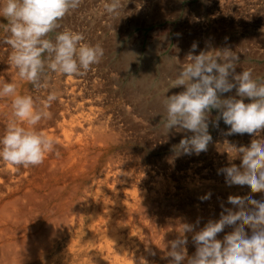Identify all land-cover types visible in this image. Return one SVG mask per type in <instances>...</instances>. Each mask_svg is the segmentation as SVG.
Returning <instances> with one entry per match:
<instances>
[{
    "label": "bare ground",
    "instance_id": "bare-ground-1",
    "mask_svg": "<svg viewBox=\"0 0 264 264\" xmlns=\"http://www.w3.org/2000/svg\"><path fill=\"white\" fill-rule=\"evenodd\" d=\"M96 5L98 3L93 6L96 7ZM98 12L100 13L101 11ZM75 17L77 18V15ZM99 18V16L96 18V28L100 26ZM115 22H117V19ZM104 25L103 23V27ZM6 27L7 21L3 17H0V37L5 36L6 33L8 34L5 30ZM111 28L113 29L114 27ZM93 29L92 31H96V29ZM104 31L107 33L105 29ZM85 33H88V31ZM113 35L115 36V34ZM93 37L95 36L93 35ZM1 44L3 43L1 42ZM1 44L0 83H18L19 94L33 97L38 107H42V102L52 92L57 94V99L47 109L51 113V118L41 120L35 126L37 131L42 132L55 141L53 152L47 155L44 162L37 166L24 167L22 165L13 166L0 160V264H170L171 258L167 257V251L169 250L171 241L185 235L188 240L186 245L187 251L192 246L195 247L192 241L194 233L184 234L182 231L183 224L195 225L199 219V225L195 228V231H199L209 220H217L211 217L201 226L205 216L207 217L208 214L209 217L211 213L215 216V214H219L218 212H222L224 208H230L234 211L238 210V208L228 203L230 195H226L227 197L224 196V200L217 201L215 199L216 205H214L218 207L217 209L201 211L200 205L192 208L187 202V211L182 214V207L178 205L181 201L179 202L176 198L178 194L177 185L172 184L171 177L165 171L167 166L165 167L164 164L152 166L149 155L145 154L146 156L143 161L138 155H133L130 152L131 149L128 150L125 144L127 142L126 139L129 138L127 131L132 126L135 129V121L139 116L138 111L141 112L146 107L144 105L145 102H143L146 91L143 88L136 91L137 88L134 90V87L131 85V92H129L120 83H115L119 88H114L116 93L119 91L118 93L122 94L125 91L128 99L130 98V104H132H129L130 106L123 105L121 112L117 111V107L107 106L108 102L106 103L105 98L107 96L105 86L107 85L104 86L103 82L93 79L94 77L89 78L90 80L93 79L90 81L87 78L88 76L86 77L84 74L77 75L76 77L72 76L68 80L66 79L67 82L65 81V83H62L59 80L60 78H58L53 84H43L40 88H36L29 82L19 81L17 70L9 64L7 60L9 55L7 56V50H2ZM124 60L126 61V59ZM108 69L105 72H108ZM96 72L95 74L98 75L99 73L97 74ZM109 72L108 76H110L111 80H117V75L119 74L114 73V70ZM105 74L103 73L104 79L108 77ZM99 79L101 78L99 77ZM161 79L163 78L161 77ZM118 80L120 81V79ZM49 81L52 82L53 80L49 79ZM138 82H140V79ZM161 83L163 82L161 81ZM106 84L109 83L107 82ZM136 85L139 86L140 84ZM142 86L144 87L145 84ZM159 88L161 89V86ZM122 95L124 96V94ZM162 96L160 94L158 99L162 100ZM149 98L147 99L149 100ZM161 100H157L158 103L160 101L161 104ZM154 103L156 102L154 101ZM119 105H122V103ZM162 105L159 107L162 108ZM11 111V98H0V137L4 135L7 124L12 119ZM150 113H152L151 110ZM141 114V119H144L146 114H144V111ZM137 123H140V121ZM149 132L148 134H150ZM134 133L137 134L136 132ZM143 133L145 134L144 131ZM147 135L145 136L147 137ZM138 136L137 138H139ZM152 136L150 137L153 140L151 141L153 144H156L157 140L164 141L166 138H169L168 136L165 138L164 131L161 128L155 135L152 134ZM230 137L232 138V135H226V139L231 140ZM214 141L212 142L214 143ZM244 142H247V138ZM250 144L251 142L246 144V147L250 146ZM148 146L145 145L146 151L149 148ZM224 149L222 150L223 152ZM161 156L159 155L160 160ZM169 158H172V156ZM191 158L193 159V156ZM155 162L153 163L155 164ZM175 162L173 163L176 164ZM216 166H220L219 163ZM195 168L181 174L183 183L187 182V185L184 187L185 191L192 186L199 185L200 182L203 183L202 179L204 176L198 175V170ZM223 181H225V177ZM203 185L207 186L208 183H204ZM234 196L245 197L240 193ZM248 196L256 200H264V193H251ZM215 200L213 201L215 202ZM175 204H177V207ZM223 236L224 232H221L217 235V239L222 240Z\"/></svg>",
    "mask_w": 264,
    "mask_h": 264
},
{
    "label": "clouds",
    "instance_id": "clouds-1",
    "mask_svg": "<svg viewBox=\"0 0 264 264\" xmlns=\"http://www.w3.org/2000/svg\"><path fill=\"white\" fill-rule=\"evenodd\" d=\"M81 3L82 0H0V17L7 21L5 30L9 33L5 42L12 49L9 64L17 70L19 81L40 88L48 72L72 77L99 63L103 48L83 43L82 33L66 29L57 32L54 40L49 38L60 27L58 22ZM119 7V0L105 5L108 13ZM196 49L194 42L187 55L189 62L181 67L170 87L182 86L184 90L164 95L162 100L164 112L159 124L164 134L168 136L173 130L191 133L172 146L177 158L207 151L213 139L208 129L214 109L219 114L213 126L218 128L220 119L230 126L224 135L247 133L259 137L264 132V79L253 78L251 69L237 74L239 57L228 48L216 55H211L212 51L194 54ZM18 87L15 82L0 83V98H11L12 110V119L0 137V160L13 166H37L53 152L55 141L35 126L51 118L47 109L57 94L50 93L38 107L33 97L19 94ZM233 89L235 96L222 98ZM245 98L251 102L245 103ZM229 146L241 163L223 167L218 174L224 175L228 186L247 185L251 193H264V139H253L247 147ZM210 196L209 192L200 199ZM228 203L238 210L224 208L218 220H209L199 231H195L199 219L195 225L183 224L184 234L194 233L195 253L188 257L187 237H178L170 242L167 251L170 264H264V200L230 195ZM227 226L234 230L223 240L217 239ZM245 226L251 229L250 235Z\"/></svg>",
    "mask_w": 264,
    "mask_h": 264
},
{
    "label": "rangeland",
    "instance_id": "rangeland-1",
    "mask_svg": "<svg viewBox=\"0 0 264 264\" xmlns=\"http://www.w3.org/2000/svg\"><path fill=\"white\" fill-rule=\"evenodd\" d=\"M96 3H98V5H96V7L93 6ZM110 3H112V0H82V3L80 4V6L76 10H74L73 12L70 11L66 15V17H64V20L62 19V20H60V22H58L61 27L56 29V31L53 32V34L50 33L49 38L54 40L56 33L59 31L61 32V31H64L66 29L71 30V31L74 30L73 32L82 33L84 35L85 41H83V43L88 42V44H91V45L99 44L103 48L104 55L100 59L99 63L92 65L89 69L90 71L88 70L86 73H84V76H86V77L88 76L87 77L88 79L94 77L93 79H96V80L98 79L101 82H103L104 86L107 85V86H105V89L108 92V93L106 92L107 96L105 97L106 103L108 102L107 106H112V107L114 106V108L117 107L116 108V109H118L117 111L121 112L122 111L121 107L123 105H125V104H126L125 106L132 105V104H130L131 103L130 98L128 99L127 93L125 91L122 90L123 91L122 94H124L125 98L122 94L118 93L119 91L116 93L114 88H117V89H119V88L117 87V84H115V83H120L123 87L127 88V90L129 92H131V85L134 87V90L137 88L136 91L140 90V88H141V90L143 88L146 91L144 94V100L145 101L143 100V102H145L144 105L146 107L144 110H142V111H144V114H146V115H145L144 119H141L142 111L141 112L138 111V114L140 117L138 116V118L135 121V129H134V126H132L133 128L131 127V129L127 131L129 134L128 135L129 138L126 139V141L128 143L126 142L125 144H126V147L128 148V150L131 149L130 152H132L133 155H138V157L143 161H144L145 156L149 155V158L151 157L150 158V164L152 166H154V165L160 166V164L161 165L164 164L165 167L167 166L165 171H167V173L171 177L172 184L177 185L178 194H177L176 198L179 200V202L181 201L180 203H178V205H180L182 207V214L185 211H187V204H190L189 206H191L192 208H194L197 205H200L201 211H206V209L207 210H212L215 208L217 209L218 207L215 206L216 200L217 201L221 200V199L224 200L225 199L224 196L227 197L229 195L232 196L233 194L236 195V194L240 193L243 196L247 197L249 194H251V190H249L248 186H239V185L228 186L226 184V182L223 181L224 175L218 174L216 172H218V170H217L218 168L220 169L223 167L231 166V164L236 163L237 166L240 165L241 161H240L239 156L235 158V156H237L236 155L237 152L235 150H233L229 146V144L234 145L237 148H239L241 146L246 147V144H248L249 142H251V140H253L255 138L256 139L257 138L258 139H264L263 138L264 132H261L259 137H256L254 135H250L247 133H245V135L243 134L244 136L241 134H233L232 138L230 137L231 140H228V139H226V135H224V133L227 132L226 130H229L230 126L225 125V123L223 122L222 119H220V121H219V127L218 128L213 126L212 121H214L215 118L217 117V115L219 114L218 111L214 109L210 113L209 129H208L209 133L211 132L210 134H211L213 140H215L214 143L213 142L209 143L208 149H207L208 152L207 151L203 152L204 154L201 152L199 155H196V154L181 155L180 157L184 161L179 157L178 158L175 157V155L172 151V146L178 144L180 142V140L185 135H188L189 133H183V134L177 133L178 134L177 135L175 133V131L173 130V134H171L172 132L168 134L169 138H166L167 136L165 135L166 140H164V141L163 140H157L156 144H153V142H151V141H153L151 139V137H153L152 134L155 135V133L160 128L163 129L162 125H160L159 122L162 118L161 115L164 112V109H163L164 107H163L162 103L160 104V101H159V103L157 101V100H161V99H158L159 95L160 94L163 95L162 96V100H163L164 95L170 96L172 94H178L179 92L184 90V89H182L183 87H181V88L176 87L178 89L170 88V87H171L172 82L177 78V75H178L181 67L184 64L189 62L187 59V55L189 54V52L191 50V46L194 42L197 44V49H196L194 54H199L201 51L210 50V51H212L210 53L211 55H214V54L216 55L219 52V50H222L224 48L230 49L231 51H233V53L235 55H237L239 57V62H238L237 68H236L237 74L242 72L243 70L251 69L252 74H253V78L264 79V0H119L121 8L120 7H119L120 9L118 8L119 12H118V10L115 11L117 13L113 12L114 14L113 13L110 14V13L106 12L105 5L110 4ZM98 11H101V12L99 13ZM106 14L109 17L111 15L112 16L109 18ZM76 15H77V18L75 17ZM95 15H97V16H95ZM104 15H106V16H104ZM98 16L100 17L99 18L100 23L98 22L100 25L99 26L100 29L96 28V24H95V23H97L96 18ZM117 16H119V17H117ZM88 17H89V19H88ZM85 19H87V20H85ZM100 19H101V21H100ZM116 19H117V22H119V23L115 22ZM88 20L90 21V23ZM64 21H66V22H64ZM76 21L79 23H77ZM121 22H122V24H121ZM88 23H89V25L87 26ZM103 23L105 24L104 27H103ZM82 25H84L83 26L84 29H83ZM62 26H63V28H62ZM73 26H75L74 27L75 29L73 28ZM78 26H80L81 28ZM89 26H90V28H89ZM109 27H110V29H109ZM111 27H114V28L112 29ZM93 28L96 29V31ZM103 28L106 30L107 33H105ZM92 29L94 31H92ZM79 30H80V32H79ZM84 30H86L85 32L88 31V33L90 35L88 33H85ZM112 33L115 34V36ZM93 35L95 37H93ZM8 36H9V33L8 34L6 33L5 36H2L3 38L0 37V44H1V42L3 43V44H1L2 50L3 49L5 51L7 50V52H6L7 56L8 55L10 56L11 55L10 52L12 51V49L5 42ZM210 36H212V37H210ZM97 37H100V38H97ZM88 39H90V40H88ZM91 40L94 42V44H92L93 42ZM97 40H98V42H97ZM95 41H96V44H95ZM100 41H101V43H100ZM213 42H215V43H213ZM205 44H207V46H205ZM211 45H212V47H211ZM214 45L217 47H215ZM9 49H11V50H9ZM216 49H217V51H216ZM9 56L7 57L8 61H9ZM124 59H126V61ZM122 64H124V65H122ZM161 68H163V69H161ZM107 69L109 71L114 70V73L119 74V75H117V80L113 79V81H115V82H113L111 80L110 76H108L110 74V72L109 71H108L109 73L105 72V71H107ZM96 70H97V72H96ZM122 70H123V72H122ZM125 70H126V72H124ZM95 72L97 74L98 73L99 74L96 75ZM103 73L104 74L107 73V74H105L106 76H108V77L105 76L106 79H104ZM140 73H142V74H140ZM50 74L52 75V77ZM54 74H57V75H54ZM137 74L139 75L138 77H137ZM142 75L144 76L143 78H142ZM55 76H57V77H55ZM119 76H121V77H119ZM49 77H51V78H49ZM64 77H65V75L61 76V74H58V73L48 72L47 76H45L43 78L44 81L42 82V86H43V84L44 85L53 84L58 80V78H60L59 80L62 83H65V81L67 82V80L69 78H71V77H67V76L65 78ZM74 77H76V76H74ZM99 77L102 80L99 79ZM148 77H150V78H148ZM161 77L163 79H161ZM165 78H166V80H165ZM49 79H52L53 81L50 82L51 80L49 81ZM118 79H120V81ZM139 79H140V82L137 83V81H139ZM229 79H231V77ZM92 80H90V81H92ZM110 81H111V83H110ZM141 81H142V85L145 84L144 87L141 85ZM161 81L163 83H161ZM46 82H47V84H45ZM107 82L109 84H106ZM120 84H119V86H120ZM136 84H140V85L138 86ZM115 85H116V87H115ZM160 86H161L162 90L159 88ZM153 88H155L156 90L155 89L153 90ZM174 89H176V91H174ZM109 90H110V92H109ZM111 90H112V92H111ZM158 90L160 93L158 92ZM152 91H155V92H152ZM177 91H179V92L177 93ZM168 92H170V93H168ZM111 93L113 96L111 95ZM114 93H116V94H114ZM150 93H152L151 94L152 96L150 95ZM116 95H118V96H116ZM110 96H112V97H110ZM229 96H235V89H233L229 93H224L222 95V98H227ZM147 98H149V100ZM156 98H157V100H155ZM237 99H239V97H237ZM122 100H124V101H122ZM162 100H161V102H162ZM154 101L156 103H154ZM120 102L122 103V105H119V104H121ZM244 102L249 103L251 101L248 98H245ZM154 105H156L158 107H156ZM161 105H162V108H160ZM150 106H152V107H150ZM157 108H158V110H156ZM159 108H160L161 112L159 111ZM152 109H154V110H152ZM150 110L152 111V113H150ZM145 111H146V113H145ZM147 114H149V115H147ZM139 121H140V123H137ZM136 123L139 125H137ZM149 124H153V125H149ZM144 126H145V128H144ZM149 126H151V127H149ZM150 130H152V131H150ZM143 131L145 132V134L143 133ZM134 132H136L137 134H135ZM148 132L150 134H148ZM131 133H133V134L130 135ZM141 133H143V134H141ZM180 134L182 137L180 136ZM137 135H139L138 136L139 138H137ZM145 135H147V137ZM190 135H191V133L188 136H190ZM148 136H149V138H148ZM176 136H178L179 138ZM144 137H145V139H144ZM242 138H244V139H242ZM246 138H247V142L245 143L244 141H246ZM216 140H217V142H216ZM221 140H222V142H221ZM226 140H228V141H226ZM150 142H151V144H150ZM170 143L172 144V146ZM243 143H245V144H243ZM165 144H167L168 146ZM145 145H149L148 146L149 148L147 151L145 149L146 148ZM213 145H214V148L216 150L213 148ZM142 146H143V148H142ZM228 147H229V149H227ZM223 149H224V152L222 151ZM211 150L214 151L216 154L214 155V152H212ZM151 152H155V153H151ZM219 153H221V154H219ZM161 154H162V156H161ZM159 155L161 156V160H160ZM200 155H202V156H200ZM204 155H206V156H204ZM171 156H172V158H169ZM192 156H193V159L195 158L194 160L191 158ZM157 158H159V159H157ZM197 158H198V160H196ZM230 159H231V162H230ZM156 160H158L159 162ZM193 161H196V162H193ZM214 161H215V163H214ZM153 162H155V164ZM173 162H175L176 164H174ZM171 163L173 166L172 168L174 170L171 168ZM218 163L220 166H216ZM183 164H187L188 168H187V165H183ZM194 168L198 170L197 171L198 175H200L201 177L204 176V178L202 179L203 183L200 182L199 185L192 186L191 188H188V190L185 191L184 187H185V185H187V182L185 181V184L183 183L182 178H181L182 177L181 174H184L185 172L190 171ZM178 169H179V171H178ZM207 171H209V172H207ZM210 173H211V175H210ZM212 173H214V174L212 175ZM206 175H208V176H206ZM204 183H208V185L205 186V185H203ZM199 191H200V193H198ZM209 192L211 193L212 197L210 196V198L206 199V200L200 199V197L207 195ZM221 195H222V197H221ZM184 197H186V198H184ZM183 199H185V200H183ZM212 199L213 200L216 199L215 202ZM190 201H192L193 203ZM175 205L177 207V204H175ZM218 213L219 214H215V216L212 213L210 214V217H209V214L207 215V217L205 216L204 221L201 223V226H203L204 225L203 223L207 222V220L211 217H212V219L218 220L220 218L221 212H218ZM233 230H234V228H232V226L225 227V229L223 231L224 236ZM245 231L249 235L251 234V229L248 228L247 226H245ZM224 236H223V238H224ZM223 238H222V240H223ZM194 253H195V247L192 246L187 251V255H188V257H191L194 255Z\"/></svg>",
    "mask_w": 264,
    "mask_h": 264
}]
</instances>
